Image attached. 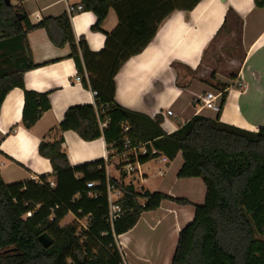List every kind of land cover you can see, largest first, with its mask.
<instances>
[{"label": "trees", "instance_id": "obj_1", "mask_svg": "<svg viewBox=\"0 0 264 264\" xmlns=\"http://www.w3.org/2000/svg\"><path fill=\"white\" fill-rule=\"evenodd\" d=\"M25 1L11 0L8 5L0 0V113L14 89L24 91L22 125L26 129L50 111V94L27 91L24 85L25 74L37 68L28 35L44 29L55 47L70 48L82 84L97 93L94 106L71 107L56 131L74 132L84 142L102 138L112 155L108 165L100 160L73 167L61 136L38 148L52 166L53 179L41 177L43 185L35 181L6 184L0 174V264H123L117 238L130 232L143 213L156 211L163 201L190 205L186 199L125 184L120 155L126 139L132 147L149 144L150 151L171 160L181 153L183 165L177 178H198L204 184L205 201L195 207L193 221L179 233L171 264H264V242L255 238L264 234V128L249 132L222 123L219 116L216 120L195 116L167 135L161 115L151 118L115 100V79L121 67L150 45L166 18L177 11H193L202 0H80L83 10L96 17L94 32L104 33L103 23L111 12L116 14L118 26L104 33L105 46L99 53L91 52L84 39L76 41L68 14L32 25L23 8ZM253 2L255 8L264 9V0ZM227 88L220 90L222 105ZM156 157H141L140 163ZM116 160L122 176L109 174L107 179V167ZM108 180L122 193L118 203L123 216L113 229L107 223ZM50 181L54 188L49 187ZM88 183L100 186L89 189ZM96 191L101 196L94 200L89 193ZM69 214L88 217V230L78 222L62 226ZM43 234L53 239L47 249L39 240Z\"/></svg>", "mask_w": 264, "mask_h": 264}, {"label": "crops", "instance_id": "obj_2", "mask_svg": "<svg viewBox=\"0 0 264 264\" xmlns=\"http://www.w3.org/2000/svg\"><path fill=\"white\" fill-rule=\"evenodd\" d=\"M79 4L80 0H26L23 8L37 26L46 18L68 14V5ZM70 20L76 41L84 39L93 53L103 50L104 33L118 26L114 12L102 25L104 33L92 31L96 17L90 12H78ZM225 26L228 33L217 41ZM233 27H238L240 58L226 61L229 73L210 74L204 59L211 58L215 45L220 49L236 36ZM28 42L37 68L25 74V90L49 93L51 109L26 129L22 125L24 91L14 89L6 96L0 113V174L6 184L54 178L49 160L38 154L42 142L53 143L62 136L73 167L105 161L108 149L102 138L84 142L74 132L56 131L71 107L94 106L95 97L75 82L78 69L68 46L55 47L44 29L32 31ZM115 83L116 103L151 118L161 115L167 135L195 116L212 120L219 116L224 124L257 132L264 128V9L255 8L253 0H202L191 12L177 11L160 24L150 45L121 67ZM224 86L228 87L224 104L221 97L217 100L220 114L202 109V96L206 92L219 96ZM167 111L173 116H167ZM163 157L168 160L162 161ZM155 159L159 166L155 172L141 173L139 188L186 199L190 205L163 201L156 211L143 213L130 232L117 238L124 264H170L179 233L193 221L195 207L205 201L201 179L177 178L183 165L181 153L172 160L159 153Z\"/></svg>", "mask_w": 264, "mask_h": 264}, {"label": "built area", "instance_id": "obj_3", "mask_svg": "<svg viewBox=\"0 0 264 264\" xmlns=\"http://www.w3.org/2000/svg\"><path fill=\"white\" fill-rule=\"evenodd\" d=\"M83 11H84L83 7L80 4L76 6L68 5L67 7V13L69 16H73L74 14L78 12H83ZM84 77L87 81V84L89 85L88 75L86 73ZM82 80H83V77L80 75H77L75 77V82L82 83ZM93 94H94V97H96L97 93L93 92ZM219 97H221V95L217 96L213 92H206L204 96H202L201 98L202 109L212 111L216 114H219L221 111L220 105L217 104V100ZM166 115L171 117L173 116V112L167 111ZM106 122L107 121H105L104 123L102 122L100 123L101 129L105 128ZM128 130L129 128L127 127L124 128L125 133L128 132ZM148 146L149 144H144V145H140L137 147H132L130 140L126 139L124 146H123V152L120 155L123 164H125L123 167V171L126 175L138 173L141 176V172L135 169L134 163H136L137 165H140L141 157H147V156L152 157V156H157L159 154L158 151L154 149H151L150 151ZM111 155H112L111 151L107 149V155L105 159L106 165H108L109 158L111 157ZM167 160L168 159L166 157L162 158V161L164 162H166ZM107 179H109V168L108 167H107ZM37 183L43 185L41 180H38ZM54 186H55L54 182L50 181L49 187L54 188ZM99 186H100L99 183H88L87 184V188L89 189H94ZM106 189H107V200L109 204V213H108L107 223L113 229L115 223L119 221L121 217L123 216L122 209L118 203L121 200L122 193L119 190H116L114 186L110 184L109 180L106 185ZM89 196L93 198L94 200H97L98 197L101 196V193L96 191V192L89 193ZM28 216L30 217L31 214H28ZM75 219L82 229L88 230L87 228L88 217H84L82 219H79V218H75Z\"/></svg>", "mask_w": 264, "mask_h": 264}, {"label": "rangeland", "instance_id": "obj_4", "mask_svg": "<svg viewBox=\"0 0 264 264\" xmlns=\"http://www.w3.org/2000/svg\"><path fill=\"white\" fill-rule=\"evenodd\" d=\"M233 28L236 29V36L232 37V39L230 41H227V43L225 45L222 44L220 46V49L218 48L217 45H215L213 48V53L211 54V58L206 57L204 59V64L206 65V67L208 66V70H210V72H209L210 74L212 72H216L219 74L220 73L221 74L229 73L231 66L228 63H226V61L235 60V59L240 58V48H239V44H238L239 37L237 36L238 27H233ZM226 29H228V26H225L222 29V31L219 33V35L217 36L218 37L217 41L222 40L224 38V36L228 33V31H225ZM229 29H231L230 26H229ZM206 62H209V64H206ZM201 69H203V67ZM222 78H224V77H222ZM218 80L223 81L222 83H224L226 81L225 79H222V80L218 79ZM221 100H222V98H221ZM118 163H119V161L116 160L113 162V164L110 165L109 174L111 176H115V177H121L122 176V174L119 172V170L116 167V165ZM134 166H135L136 170H139L143 174L144 172L150 173L149 170H151V172H155L159 165H158V162L156 161V159H152L151 161H149L146 164L137 165L136 163H134ZM140 180H141V177L138 173L129 174L126 177H124V182L126 185L133 184L136 188L140 187ZM70 224H77L75 217L71 214H69L62 221L61 225L66 226V225H70ZM255 238L264 242V234L263 235L256 234ZM119 251H120V249H119ZM120 253L122 255V251H120ZM171 262H170V264H171Z\"/></svg>", "mask_w": 264, "mask_h": 264}, {"label": "water", "instance_id": "obj_5", "mask_svg": "<svg viewBox=\"0 0 264 264\" xmlns=\"http://www.w3.org/2000/svg\"><path fill=\"white\" fill-rule=\"evenodd\" d=\"M11 0H6V3L9 5ZM41 244L44 246V248H49L50 246H52L53 244V239L47 235V234H43L40 238H39Z\"/></svg>", "mask_w": 264, "mask_h": 264}]
</instances>
